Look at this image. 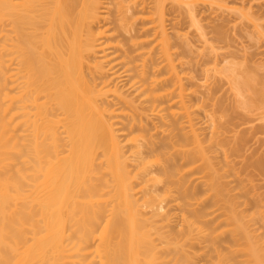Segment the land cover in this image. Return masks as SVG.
Instances as JSON below:
<instances>
[{
    "label": "bare ground",
    "instance_id": "6f19581e",
    "mask_svg": "<svg viewBox=\"0 0 264 264\" xmlns=\"http://www.w3.org/2000/svg\"><path fill=\"white\" fill-rule=\"evenodd\" d=\"M169 1L192 20L203 6L0 0V264H264L175 59ZM234 71L236 100L263 107Z\"/></svg>",
    "mask_w": 264,
    "mask_h": 264
},
{
    "label": "rangeland",
    "instance_id": "374dc122",
    "mask_svg": "<svg viewBox=\"0 0 264 264\" xmlns=\"http://www.w3.org/2000/svg\"><path fill=\"white\" fill-rule=\"evenodd\" d=\"M200 1L203 2V8L199 6V12L202 11L201 14L197 13L195 20L187 12H182L183 8L182 11L177 10L180 6L173 4L174 2L169 1L172 6L171 3L167 4L169 15L180 18L176 26L169 24L175 52L173 55L177 58L176 61L181 58L179 67L185 75V82L196 88L193 99L199 106L197 112L204 128L206 127V135L211 134L213 127L210 125L214 124L222 133L220 140L223 146L219 149V165L222 166L225 179L233 180L230 184H237L232 193L236 194L250 227L256 234L264 237V206L247 205L254 193H260L264 198V170L258 166V160L264 158V103L263 107L258 106L260 109L257 107L258 110L250 105L251 110L255 109L251 112L250 107L241 104V97H238L240 101L236 100V90L232 88L234 86H231L230 78L232 71L237 72L234 71L236 74L233 75L242 72V77L240 73L238 77L243 81L248 79L245 81L247 85L251 86L253 83L252 91L246 85V89H250L248 95L250 92L254 95L256 89L264 87V17L256 19V12L264 13V0H241L250 4L254 1L253 6L248 3L244 8V3L239 4V0ZM176 31L180 33L179 36L175 35ZM228 72L231 73L230 77L227 76ZM251 77L255 79L254 82L251 79L252 82L249 83ZM258 78L263 81H258ZM209 88L213 89L210 91ZM261 88L255 94L264 90ZM169 208L166 205L165 209ZM174 222L178 224L177 227H181L179 218ZM228 240L229 237H225L223 241L226 243ZM206 257L208 256L204 255L202 261Z\"/></svg>",
    "mask_w": 264,
    "mask_h": 264
}]
</instances>
